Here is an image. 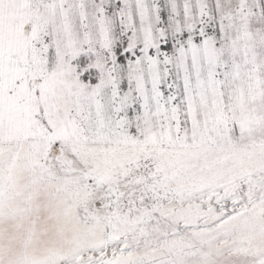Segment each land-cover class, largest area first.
Segmentation results:
<instances>
[{
  "label": "snow or ice",
  "instance_id": "6c2138e0",
  "mask_svg": "<svg viewBox=\"0 0 264 264\" xmlns=\"http://www.w3.org/2000/svg\"><path fill=\"white\" fill-rule=\"evenodd\" d=\"M0 264H264V0H0Z\"/></svg>",
  "mask_w": 264,
  "mask_h": 264
}]
</instances>
